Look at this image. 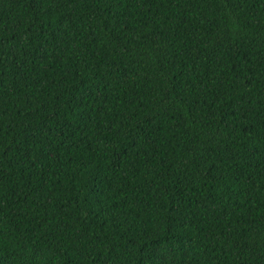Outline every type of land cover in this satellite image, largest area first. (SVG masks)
<instances>
[{
    "label": "trees",
    "instance_id": "obj_1",
    "mask_svg": "<svg viewBox=\"0 0 264 264\" xmlns=\"http://www.w3.org/2000/svg\"><path fill=\"white\" fill-rule=\"evenodd\" d=\"M0 264H264V0H0Z\"/></svg>",
    "mask_w": 264,
    "mask_h": 264
}]
</instances>
